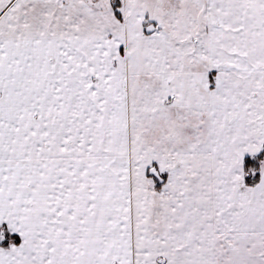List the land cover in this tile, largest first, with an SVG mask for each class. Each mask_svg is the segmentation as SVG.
Instances as JSON below:
<instances>
[{
    "label": "snow or ice",
    "instance_id": "snow-or-ice-1",
    "mask_svg": "<svg viewBox=\"0 0 264 264\" xmlns=\"http://www.w3.org/2000/svg\"><path fill=\"white\" fill-rule=\"evenodd\" d=\"M0 264H264V0H0Z\"/></svg>",
    "mask_w": 264,
    "mask_h": 264
}]
</instances>
